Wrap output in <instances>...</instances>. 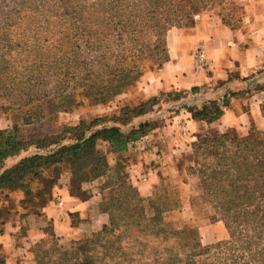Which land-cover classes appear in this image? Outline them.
Here are the masks:
<instances>
[{
  "label": "trees",
  "instance_id": "obj_1",
  "mask_svg": "<svg viewBox=\"0 0 264 264\" xmlns=\"http://www.w3.org/2000/svg\"><path fill=\"white\" fill-rule=\"evenodd\" d=\"M235 4L0 0V101L6 103L0 111L13 113L6 117L11 128L0 130V192L20 189L25 180L50 170V186L69 190L91 183L111 211L109 222L87 238L86 250L56 245L55 264H264V135L254 127L243 137L206 133L191 146L195 158L190 171L198 179V198L211 205L210 220L221 222L229 235L212 246L202 245L195 227L169 231L163 215L177 205L168 206L162 197H141L130 181L128 147L156 129L146 120L132 126L151 111L148 104L122 107L111 118L80 120L65 128L70 136L66 140L51 136L26 141L17 127V122L37 124L47 108L66 113L84 103L110 102L140 76V62L155 60L161 67L168 61L169 30L192 28L196 17L207 12L221 18L220 11L230 12ZM224 108L184 107L193 120L207 125L218 121ZM98 142L108 144L113 165L98 154ZM62 165L69 170L65 180L60 178ZM192 206H198L196 198Z\"/></svg>",
  "mask_w": 264,
  "mask_h": 264
},
{
  "label": "crops",
  "instance_id": "obj_2",
  "mask_svg": "<svg viewBox=\"0 0 264 264\" xmlns=\"http://www.w3.org/2000/svg\"><path fill=\"white\" fill-rule=\"evenodd\" d=\"M235 2L240 6L235 26L224 24L217 12H207L196 17L192 28L169 30L168 61L158 70L144 73L128 96L132 100H146L174 92L180 94L177 104L182 106L168 124L156 127L135 142L140 152L129 161L128 168L132 183L143 198L152 196L160 185V173H177L175 163L187 151L188 144L209 130L233 131L243 137L254 127L264 135V0ZM201 47L206 63L197 66L195 55ZM204 106L225 108L222 117L212 125L193 120L184 109L196 111ZM11 126V121L0 117V130ZM56 192L61 207L48 215V206L41 220L28 222L26 241L39 242L47 221L63 242L86 239L109 222L111 211L102 203L99 193L92 191L80 199L62 187H56Z\"/></svg>",
  "mask_w": 264,
  "mask_h": 264
},
{
  "label": "rangeland",
  "instance_id": "obj_3",
  "mask_svg": "<svg viewBox=\"0 0 264 264\" xmlns=\"http://www.w3.org/2000/svg\"><path fill=\"white\" fill-rule=\"evenodd\" d=\"M218 9L219 8H217V10ZM220 10L221 9H219V11ZM230 10V12L221 10V18L230 26H235L239 21L238 15L240 6L235 4L231 6ZM159 65L160 64L155 62V60L140 62L138 64L140 76L110 102L92 106L84 103L83 106L74 108L66 113L49 111L47 108L45 109L43 118L37 124L34 123L31 126L24 127L20 122H17V127L20 128L22 139L26 141H36L46 137L61 136V138L66 140L69 139L70 136L65 132V128L75 126L80 120L88 122L97 117L111 118L118 116L122 107L132 108L133 106H140L143 104H148L149 109H151L143 118H146L145 120L151 123L153 127H160L168 124L174 114L182 109V106L177 104L179 100L177 96L180 94L174 92L161 93L156 97L146 100L139 98L132 100L128 97L129 94L134 91L142 75L149 71L154 72L158 70L160 67ZM168 94L169 96L167 97ZM0 106H6L4 100L0 101ZM212 107L214 106H210L209 108ZM11 114L13 113L4 114V112L2 113L0 111V117L9 118ZM143 118L135 120L132 126L137 128L139 123L143 122ZM126 130L129 131L130 129ZM214 132H216V130L211 129L207 133L213 135L215 134ZM227 133L230 137H238L233 131H227ZM205 134L199 136L190 145L188 144L187 151H185L182 157L175 163V168L177 169L176 174H159L160 185L156 187L153 195L149 198L162 197L160 200L166 201L168 206L174 207L177 205L173 211L163 215L164 222L169 231L181 230L184 227H195L197 228L202 245L212 246L227 241L229 235L221 222H213L210 220L214 215V211L208 202L204 203L198 198V179L196 176H193L190 171V168L194 167L195 158L191 146L198 143ZM134 145L135 143L131 144L126 153V163L128 166L129 161H131V159L135 160L137 157L135 155L140 152V147ZM53 150V148L50 149V151ZM96 150L98 154L106 157L109 164H114L115 157L110 154L107 145L98 142ZM41 153L47 154V152L44 151H41ZM197 160L202 161L200 156ZM128 173L132 183L129 168ZM60 175V178H64V180L67 179L69 175L67 166L62 165L60 168ZM52 178V172L46 170L43 171L39 177H32L25 180L26 186H22L20 189L0 192V264H55L57 255L53 253V250L56 248V245L65 250L75 249L84 251L87 249V238L72 242H63L61 238L53 239L52 236L54 235L56 237V235L51 222L48 221L44 224L42 229L44 237L39 242L30 243L26 241L28 222L33 224L32 220H41L45 215L44 209H47L48 206H50L49 211H46L48 215H50V212H56V210L61 207V201L58 198L56 187L63 188V186H50L49 180ZM84 185H87V183L75 186L74 189H69V191L72 195H75V193L78 194L80 199L86 198L89 192L94 191V193H98L94 188L97 186ZM93 188L95 190H93ZM195 198L198 202V206H196V209H193L192 200ZM19 226L21 228L20 231L13 230V228H19ZM16 233L18 234L17 240L13 238Z\"/></svg>",
  "mask_w": 264,
  "mask_h": 264
},
{
  "label": "built area",
  "instance_id": "obj_4",
  "mask_svg": "<svg viewBox=\"0 0 264 264\" xmlns=\"http://www.w3.org/2000/svg\"><path fill=\"white\" fill-rule=\"evenodd\" d=\"M195 62L197 66H203L206 63L204 48L201 47L195 55Z\"/></svg>",
  "mask_w": 264,
  "mask_h": 264
}]
</instances>
